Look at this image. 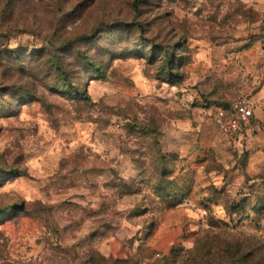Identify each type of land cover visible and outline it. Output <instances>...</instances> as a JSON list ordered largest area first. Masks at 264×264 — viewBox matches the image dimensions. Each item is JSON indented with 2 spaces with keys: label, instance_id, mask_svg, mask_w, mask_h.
Segmentation results:
<instances>
[{
  "label": "rangeland",
  "instance_id": "374dc122",
  "mask_svg": "<svg viewBox=\"0 0 264 264\" xmlns=\"http://www.w3.org/2000/svg\"><path fill=\"white\" fill-rule=\"evenodd\" d=\"M207 254L264 264V0H0V264Z\"/></svg>",
  "mask_w": 264,
  "mask_h": 264
},
{
  "label": "built area",
  "instance_id": "2783aa9c",
  "mask_svg": "<svg viewBox=\"0 0 264 264\" xmlns=\"http://www.w3.org/2000/svg\"><path fill=\"white\" fill-rule=\"evenodd\" d=\"M254 117V106L246 96H239L228 108L217 109L214 124L229 136H239L246 131Z\"/></svg>",
  "mask_w": 264,
  "mask_h": 264
},
{
  "label": "trees",
  "instance_id": "16d2710c",
  "mask_svg": "<svg viewBox=\"0 0 264 264\" xmlns=\"http://www.w3.org/2000/svg\"><path fill=\"white\" fill-rule=\"evenodd\" d=\"M133 7L135 8V10H137V8H138V1L133 4ZM176 78L179 79V81L181 80V77L176 76ZM228 107H229V105H225V106H222V107H218V109L219 108H228ZM243 203H244V200L243 201H240V202L238 201V202H236L234 204V207H239ZM11 209H15L16 211L18 210L15 206H11ZM199 250L202 251L203 249L200 248ZM175 256H176V254H175ZM205 257L207 258V260H206L205 263H201V262L197 261L195 258H192V260H193L194 264H210V262H211L212 259L208 257V254L205 255ZM227 257L229 259H228V261H226V264H240V263H242L241 261H237V259H236L237 256H235L233 254H230ZM243 259H245V258H243ZM242 261H244V260H242ZM244 262H246V261H244ZM80 264H105V262H103V260L101 261V260L96 259L94 256H89V257H87V260L85 262L80 263Z\"/></svg>",
  "mask_w": 264,
  "mask_h": 264
},
{
  "label": "crops",
  "instance_id": "0c3cea01",
  "mask_svg": "<svg viewBox=\"0 0 264 264\" xmlns=\"http://www.w3.org/2000/svg\"><path fill=\"white\" fill-rule=\"evenodd\" d=\"M190 169H192V168H190Z\"/></svg>",
  "mask_w": 264,
  "mask_h": 264
}]
</instances>
